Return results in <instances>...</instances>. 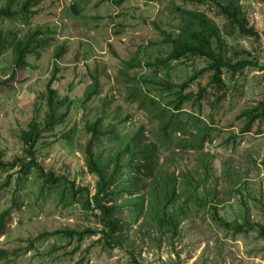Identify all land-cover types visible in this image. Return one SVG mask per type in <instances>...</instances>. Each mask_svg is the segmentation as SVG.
I'll return each mask as SVG.
<instances>
[{"label": "rangeland", "instance_id": "rangeland-1", "mask_svg": "<svg viewBox=\"0 0 264 264\" xmlns=\"http://www.w3.org/2000/svg\"><path fill=\"white\" fill-rule=\"evenodd\" d=\"M8 1L0 0V10ZM192 1L47 0L30 25L0 22V154L8 165L0 167V264H130L132 255L140 264H264V238L257 232L234 234L247 222L264 223V122L257 120L244 133L241 118L264 101V3L239 0L256 39L241 36L227 20ZM177 7L206 11L222 30L227 58L251 63L236 74L223 70L220 102L210 72L182 89L207 66L204 59L157 65L170 48L150 42L160 43L161 31L178 33ZM35 32L40 33L35 43L49 40L48 46L37 49L27 67L15 68L12 45ZM131 60L141 68L127 79L120 72L128 73ZM96 71L101 88L88 100ZM50 82L57 92L54 127L45 121ZM201 88L208 94L197 102ZM180 95L193 99L172 116ZM169 120L173 123L165 135L162 128ZM32 121L41 130L33 149L40 169L25 173L21 165L32 157L21 136ZM98 121L105 136L92 146L88 129ZM138 132L140 143L154 151L148 179L141 178L140 187L153 186L157 196L186 188L187 197L190 187L200 183L198 198L206 206L189 203L180 228L183 238L174 247L147 217V190L132 188L116 198L110 193L114 184L101 193L104 204L121 207L112 212L119 221L114 236L120 245L114 248L106 246L108 230L93 209L99 178L88 168V150L108 172L115 153ZM138 150L144 151L143 146ZM49 173L57 178L51 186L45 182ZM125 178L119 186H125ZM138 197L144 201L141 214ZM88 230L96 233L87 235Z\"/></svg>", "mask_w": 264, "mask_h": 264}, {"label": "trees", "instance_id": "trees-1", "mask_svg": "<svg viewBox=\"0 0 264 264\" xmlns=\"http://www.w3.org/2000/svg\"><path fill=\"white\" fill-rule=\"evenodd\" d=\"M47 0H9L5 7L0 10V22L7 21L11 23H22L25 25H30L32 20L39 15V6L42 2ZM198 7H208L213 12L215 17L223 18L227 20L230 24L232 30L238 29L241 36L252 37L258 39V34L254 29L248 28V21L246 15L244 14L242 7L239 4V0H193ZM264 3V0H261ZM73 4V3H72ZM16 7V9H15ZM73 11L77 15L80 10L77 5H73ZM175 15L178 16L179 25L176 27L178 33H172L167 31H161L162 41L160 43L150 42L153 44L167 45L170 48L166 57L159 58L156 60L157 65L166 66L170 62H179L182 60H194V59H204L207 62V66L191 77L184 85L182 89L185 90L192 82L196 81L199 77L203 76L207 72H210L211 75L210 85L213 88L214 96L217 102H220L223 98L220 94L225 89L224 82L222 80L223 70H228L233 74L242 72L247 66H251L249 61H238L233 63L229 58H227L226 53V42L222 35V30L217 25L215 20L211 18L206 11H201L199 9H181L180 7L173 10ZM40 35V33L35 32L27 35L24 40L17 41L12 45L13 53L15 55V68H24L28 66L27 60L29 57L34 56L37 52V49L41 47H47L49 40L41 41L40 43H35V37ZM3 50V43L0 42V52ZM141 50H144L141 48ZM62 50L59 51V53ZM59 53L56 55L59 56ZM128 68L127 72H120L122 76L128 77L130 79V71L141 68V63L137 65L135 60H131L126 64ZM92 80H94L93 85L87 93V99L91 100L95 96L99 95L101 88L100 84V74L98 71L92 74ZM55 76L53 77V80ZM52 82V81H51ZM49 83L47 88V107L48 112L46 115V127L56 125L55 120V100L57 97V92L51 89V84ZM163 86L166 90H171L172 86L165 82ZM139 89V88H137ZM203 94H208L207 88H201V91L196 97V101L200 102ZM192 95H180L178 102L175 105L172 116L175 115V112H180L183 105L192 100ZM215 104V103H214ZM212 104V106H214ZM245 118V126L243 128L244 133L249 132L252 128V125L257 121L264 122V101L259 103V105L251 110L244 111L241 114V118ZM172 120V119H171ZM171 120L168 121V124L163 126L162 130L165 135H167L168 125L173 123ZM101 121L95 123L92 127H89V132L92 133L91 144L92 146L98 142L100 138L105 136L101 129ZM40 126L36 121H32L28 130L22 133L21 140L28 147L27 153L32 157L30 163L22 164L21 167L25 173H28L31 168L35 167L38 170L39 165L33 159L34 153L33 149L35 145L40 140ZM207 133L202 135L201 141L206 140ZM141 136L138 132L132 139L128 140L124 147H120L119 150L115 153L112 166L110 171L107 172L106 167L100 162L99 158L97 161L94 159L92 153L88 150L89 154L87 156L88 168L91 173L96 174L99 178V187L96 196L94 197V210H97L100 213V224L104 230H108L105 238L107 240L106 246L109 248H114V246H119L120 241L114 236V234L119 230L118 222L116 219L112 218V212L117 208L120 210L119 206H107L103 203L100 198L101 193L107 188L116 185V189H112L110 192L116 198L120 192H125L127 194L131 193L130 189H135L137 191L147 190V196L151 198L150 204L145 208L147 212V217L152 219L156 224L157 230L162 233L170 241L172 246H175V240H181L183 238V232L180 229L182 223L187 219V211L189 203L195 202L196 204H201V206H206V203L201 201L198 198V190L200 183L197 184V187H190V192L187 197L184 189L178 191L174 189L172 195H159L156 191V188L149 187L145 185L144 188L140 187V180L144 177L147 181L149 176V171L151 167L150 154H154L153 149L150 146H144L141 143ZM143 146L144 151H139L138 147ZM18 163V161H16ZM15 164V163H14ZM11 164L10 166H14ZM207 162L203 161L202 169L205 173H209V167ZM8 165L3 164L0 154V167L6 168ZM131 175H135L133 178ZM47 179L45 180L47 185H53L57 182V178L54 177L53 173L46 175ZM126 177L122 181L125 186H119L121 183V178ZM206 183V181H203ZM147 184V183H145ZM131 186V187H130ZM185 197V201L182 204L177 202L179 196ZM142 201V202H140ZM131 204L127 202L125 205ZM88 209L92 208L89 201L86 202ZM144 201L142 198L137 199V211L141 214L144 210ZM264 212V210H263ZM138 218V217H137ZM215 220L220 223L221 226H227L226 223L219 220L215 215ZM245 232H257L259 237L264 238V223H255L247 222L244 226H238L235 228L234 234H243ZM96 231L88 230L87 235H94ZM72 235V232L66 233V235ZM234 235V236H235ZM130 264H140L134 255L131 256Z\"/></svg>", "mask_w": 264, "mask_h": 264}]
</instances>
